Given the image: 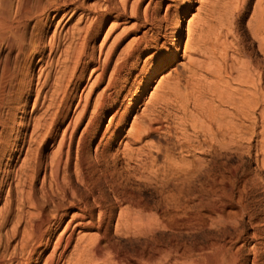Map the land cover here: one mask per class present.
Here are the masks:
<instances>
[{"label": "rangeland", "instance_id": "obj_1", "mask_svg": "<svg viewBox=\"0 0 264 264\" xmlns=\"http://www.w3.org/2000/svg\"><path fill=\"white\" fill-rule=\"evenodd\" d=\"M193 1L192 7L186 8L187 11L184 13L178 51L174 52L172 51L174 23L177 13L185 9L188 0H109L111 6L124 8V11L119 12L120 19L114 17L116 12L107 15L103 11L102 8L106 4L104 0H84L86 8L91 10L95 5L97 10L93 8L92 11L102 14L99 34L94 40L88 42V47L94 54V62L101 64L105 52L111 47L114 48L102 79L103 82L91 91L89 112L95 96L104 90L115 61L125 62L120 72L115 75L116 86L111 90V97L116 104L108 100L100 110L97 124L91 131V137L86 138L83 143L84 157L81 159L77 157L76 152L77 136L81 128L79 129L69 149V163L60 174V178L66 177L70 182V189H67L68 195L72 189L71 192L75 191L76 195L85 198L89 210H92L89 219L92 220L91 227L75 225L79 219L71 220L74 235L66 252L67 258L70 257L69 254L76 239H87L103 234L102 243H108L110 246L114 244L113 249L117 248L119 253L130 259L139 255H152L156 262L163 260L164 264H168L169 261L173 264V261L178 259L187 247L203 244V246H210L218 242L230 245L235 250L239 248L242 261L240 260L238 264H250L253 244L256 243L253 234L260 232L264 235V114L262 124L258 117L260 109H263L264 113L262 108L264 102L261 100V106L252 107V100H264V44L262 47L260 43H264V34L259 37L255 32L259 20L258 11L262 8L264 0H246L244 5L240 3V6L238 0ZM134 3L136 11L132 14L130 6ZM91 16H94V13L77 10L76 13L68 16V21L58 22L59 15L52 21L48 37L55 27L59 31L69 30L78 24L81 27L89 22ZM134 39L140 40L139 49L125 56L128 46L135 47V44H132ZM198 42L200 47L197 46ZM6 52L4 51L2 56L6 55ZM171 55L176 56L175 60L159 72L146 89V93L141 95L129 113L130 104L136 98L148 74ZM13 56L14 54L11 55L10 60ZM22 61L23 59H21V65L25 64ZM245 61L249 62V70L241 67L240 63ZM80 72L81 68L78 67L75 78L67 75L64 80V83L67 81L70 83L67 92L72 90L75 92V97L69 105V116L73 115L80 96L83 98L95 76L92 67H89L79 80L77 76ZM24 73L25 68L22 66L20 74ZM38 74V66H36L33 72L34 78ZM17 82L14 84L16 85ZM32 82L33 95L31 94L28 101L25 98L19 100V92L16 90L8 93L9 99L14 102L9 106L12 114L8 116L9 119H6L0 141V210H2V216L8 214L10 223L1 231L2 233L15 223L21 201L18 188L20 184L18 179H15L14 172L18 169L21 172L26 145L22 150L23 138H15V135L27 128L28 133L24 138L27 142L32 126L28 121L29 118L38 119L43 115V108L38 107L37 111L32 110L35 92L38 90V87L35 89L37 81ZM228 96L234 97L237 108L250 102L247 117L239 116L240 114L233 117L236 129L234 128L235 147L231 171L224 163V158L207 161L206 166L202 167L204 171L201 169L200 173H196L194 177L196 180L192 179L191 185L190 183L184 185L179 174H172V171L180 172L182 168H185L186 163L196 159L209 160L210 157L196 150L191 153H186L183 149L181 151L178 144L183 140L181 137L178 140L177 136L183 133L188 135L189 139H193V123L202 120L201 114L209 109L217 107L216 110L223 114L229 112L230 107L222 101V99L225 101ZM194 103L199 106L196 107ZM6 110V107L1 110L4 117ZM112 115L114 118L109 121ZM155 116L161 118L167 116L172 125L182 122L184 126L181 125L179 129H176L178 133H172L170 137L153 131L142 141L136 140L129 130L130 124L132 122L140 124L148 117ZM182 117L185 118L181 121ZM122 125L124 128L123 131H119L120 136L114 137L116 130ZM54 132V145L52 147L49 145L45 150L40 148L46 162L54 158L52 156L61 139L62 128ZM70 132L71 128L66 132V142ZM99 141L102 153L99 152L96 157L93 149ZM38 147L33 144L32 152L34 153ZM11 154L12 160L9 161L8 157ZM165 155L168 160H165ZM63 157L65 158V154ZM83 171L90 179L86 186L79 181ZM220 172L222 175H219ZM42 175L43 170L35 175L34 182V197L39 203H43L40 192L38 194ZM46 176H49L48 168ZM46 180L44 183H47L46 190L50 194L49 177ZM53 199L55 203L61 202L63 206H68V201L73 200L69 197L61 201L58 196ZM75 202L81 205L77 200ZM97 203L101 207H97ZM187 204H193V206L190 207ZM196 204H198L197 210L194 207ZM129 205L131 206L128 207ZM124 207L139 210L140 215L144 217L143 221L147 223L142 222L135 228H128L124 222L117 226V221L122 215L120 212L124 211ZM24 210L30 214L35 213V210L29 206H25ZM50 210V206L44 207L45 213ZM100 210L105 212L104 217L100 216L101 219L98 213ZM196 211L203 214L202 220L184 225L186 216L195 214ZM76 212H78L76 208L67 210L66 216L62 218L63 221L53 231L54 235L45 254L50 252L53 241L65 223L71 219L72 214ZM148 220L151 223H148ZM98 223L101 224L98 225ZM235 237L238 239L235 240ZM259 242L257 264H264V240L261 239ZM171 257L172 260L169 259Z\"/></svg>", "mask_w": 264, "mask_h": 264}, {"label": "bare ground", "instance_id": "obj_2", "mask_svg": "<svg viewBox=\"0 0 264 264\" xmlns=\"http://www.w3.org/2000/svg\"><path fill=\"white\" fill-rule=\"evenodd\" d=\"M104 1L106 2V4L102 8L103 11H105L107 15L116 12L114 17L116 19H120L121 14L119 12L124 11V8H115L111 6L109 0ZM238 1L239 6L240 3L244 5V3L246 2V0ZM193 2V0H188L185 9L177 13L174 23L175 27L172 42V51L174 52L178 51L184 13L188 8L192 7ZM135 3L130 6L132 14H135L136 11ZM263 5L262 8L258 11L259 20L255 28V32L259 37L264 34ZM93 8H95V5L94 7H92V9ZM92 9L89 10L85 7L84 0H0V141L2 140V134L5 129L6 119L10 114H12L11 108L9 106L14 101L12 102L9 99L8 93L16 90L19 92V100L25 98V100L28 101L30 100L32 94V81L35 80L37 81L35 89H37L38 87V90L37 92H35V99L32 104V110L37 111L38 107L43 108V115L40 118H29L28 120L29 123L31 122L32 126L27 142H25L24 140L28 133L27 128L15 135V138H23L21 142L22 150L24 149V145H26L24 156L25 159L23 162V167L21 166V172L18 171L19 169L16 170L17 172H20L19 174L17 172H14V177L15 179H18V184H20V187L18 188L20 189L21 193V201L18 205L19 213L16 216L15 223L13 224L11 221V224H13L11 228H7L8 230L3 231V233L1 231L10 223V219L8 220V214L2 216V210H0V264H40L42 262V259V264H164L165 262H162L163 260L161 262H156L155 258L152 255H139L134 259H130L124 254L119 253V250H116L117 248L113 249L112 246L114 244L110 246L108 243H102L103 234H97L87 239H76L71 253L69 254L70 257H66V252L68 251L73 241L74 235V227H71V220L79 219V222L75 225L87 228L91 227L92 220L90 221L89 219L92 215V210H89L85 198L76 195L75 191L71 192L72 189L70 190V195H68L67 189L69 188L70 182L66 177L60 178V174L62 172V169L64 172V167L67 163H69V149L71 148L70 146L72 145L74 137L78 133L79 129L81 128L76 141V152L78 156H75L81 159V157H84L83 143L85 142L86 138L91 137V131L97 124V118L100 110H102V107L108 100L109 102L111 100V102L116 104V101L111 97V90H113L116 86L115 75L120 72L125 62H123L122 60L115 61L109 75V80L108 82H106L107 84L103 88L104 90L102 89L103 91L99 92L95 96L89 112L91 104L90 100L92 99L91 91L94 90L93 88L99 83L103 82V76L109 66L110 59L114 52V48L112 49L111 47L110 49H108V51L105 52V56L101 64H96L94 62V54L90 51L88 42L90 40H94L99 34L102 14H98L96 11H92ZM95 9L97 10V7ZM77 10H81L85 13L88 12L89 14L94 13V16H91V18L89 17V22H86L83 26L81 25V27L78 26V24L77 26L71 27L69 28V30L65 31H59L55 27L51 35L48 37L49 28L52 25V21L56 19L57 16L60 15V19L58 20V22L63 20L68 21V16L70 14L76 13ZM86 15L87 14H85V16ZM31 23L33 24L31 25ZM136 39L132 41V44H135V47L132 48L130 47L131 45L128 46L129 49L127 50V52L125 51V56H129L133 51H137L139 49V44L141 42L140 40ZM260 43L263 47L264 43ZM197 46H201L199 45V42L197 43ZM4 51H7L6 55L2 56V53ZM12 54H14V56L13 59L10 60ZM126 58L127 57H125V59ZM175 58L176 56L171 55L151 70V72L147 76L146 81L143 83L138 94L136 95V98L131 102L129 113L132 111L135 103L138 102L141 95L146 93V89L149 87L154 78L159 74V72L170 65L175 60ZM21 59H23L25 64L21 65ZM240 64L242 69L249 70V62L245 61L241 62ZM22 66L23 68H25V73L21 75L20 71L22 69ZM36 66H38L39 74L36 78H34L33 72ZM78 67L81 68V72L79 76H77L79 77V80L82 79L84 71L89 67H92V71H94L95 76L93 81L90 83V87L88 88L89 90L87 89L88 91L85 95H83V98L80 96V100L82 102L79 100V102L75 106V109L73 110V115L69 116V105L72 99H74L75 97V92L74 90H72V92L70 91L69 93L67 92L70 83L68 81L64 83V80L67 75L68 77H74L76 69ZM16 81L18 82L15 85L14 83ZM226 98L225 101L223 99L222 101L226 103L228 107H230L229 112L225 111L226 113L223 114L216 110L217 107L212 110L208 108V111L201 114L200 118L202 120L197 123H193V139H189L188 135L183 133H181L180 136H177L178 140L179 137H181L183 140V142H179L178 144V147L179 149H181V151L183 149L184 151H186V153H191L196 150L210 157L209 160L204 158L202 160L196 159V161L188 162L186 163L185 168H182L180 172L176 170L172 171V174H179L180 178H182L181 181L183 180L182 182H184V185L185 183L189 184L190 181L194 179L196 173H200L202 167L206 166L205 163L207 161H217L224 158V163L231 171V162L233 159L232 154L235 147V124H233V117L238 114H240L239 116L244 115L243 117H247V113L250 110V102L247 105L243 104L242 106L237 108L235 107L237 105V101L234 100V97L232 98L228 96ZM261 100L264 102L263 99L252 100V107L261 106ZM194 105L196 107L199 106H197V104L195 103ZM4 107L7 108L6 113L4 114L5 117L2 115L1 111ZM88 112L89 115L87 116ZM263 114V109H260L258 117H260L259 122L261 124L263 123ZM113 118L114 117L112 115L109 118V121H111ZM184 118L185 117H182L180 120L182 121ZM181 125L184 126L182 122H176L175 126L172 125L167 116H165L164 118L155 116L152 118L148 117V119L140 124H135L134 122H132L130 124L129 130L132 132L133 137L136 140L142 141L145 136L152 133L153 131L163 133L165 137H170L172 133H178L176 132V129H179ZM60 127L62 128V136L60 141L58 142V145L56 146L57 150L56 152H54V156H52L54 158H51L49 162H46L45 158L43 159L41 155L40 148L45 150L48 149L49 145L51 147L54 145V131L58 130ZM70 128L71 132L68 135V140L66 142L65 135ZM123 128L124 125L118 128V130H116L114 134V137L120 136L121 132L119 131H123ZM33 144L39 146L36 151H34V153L31 149ZM65 147L66 149L64 150ZM21 149H19V151ZM93 151L95 156L100 152V141L95 144ZM64 154L65 158L63 157ZM98 157L100 156L98 155ZM101 158H99V160ZM164 158L165 160H168V157L166 155L164 156ZM8 160H12V154L9 155ZM47 168L49 169V176H46ZM41 170H43V175L40 179V184L38 183L40 185L38 194L40 192L43 198V203H39L34 197L35 175ZM202 170L204 171V168ZM220 173L219 175H222V173ZM80 175L81 176L79 177V181L85 186L88 185L90 179L86 172L83 171ZM200 175L203 176V174ZM47 177H49L50 180L48 181V187L49 189H51L50 194L48 193L49 191L47 192L46 190L47 183H44L45 181H47ZM212 177L214 176L212 175ZM60 179H62L63 181H61ZM15 185H17V183ZM189 185H191V183ZM183 189L182 191L180 190L182 192V195L184 193ZM55 196H58L61 201L67 200L69 197L73 198V200L68 201V206H63L61 202L55 203L53 199V197ZM178 196L175 197L178 198ZM186 196H188V194ZM74 199L80 202L81 205L79 203L77 204ZM47 205L51 207V210L50 212L48 211V213H45L44 207ZM197 205L198 204L194 206L195 209ZM25 206H29L34 209L35 213L30 214L26 212L24 210ZM130 206L131 205H129L128 207ZM188 206L191 207L193 206V204ZM97 207H101V205L97 203ZM126 207H124V211L120 212L122 213V215L117 221V226L119 224L121 225V223L124 222L128 225V228H135L142 222L143 224L147 223L143 221L144 217L140 215L139 210H137L139 211L137 212L136 210H134V208L132 209V207L127 209ZM72 208H76L78 212L72 214L71 219L65 223L62 230L53 241L50 252L45 254L50 246L51 238L54 235L53 231L56 230L61 224V222L63 221L62 218H64L67 214V210ZM98 213L99 217L105 216V212H103V210H100V212ZM192 214H189L190 216H186L184 225L185 223L189 224L192 221L200 222L202 220L203 214H201L199 211H196V213L193 215ZM101 217L99 219H101ZM53 220L54 223H52ZM148 223L151 222L148 220ZM100 224L101 223H98V225ZM262 235L263 234L260 232H254L253 234V238L256 243L253 244L250 264H257L259 256L258 244H260V242L258 243V241L261 239L264 240V235ZM16 238H18L17 241ZM236 239L238 238L235 237V240ZM12 243L14 244L12 245ZM203 245L187 247L184 250V253L182 252L181 256L178 259H173V264H238L241 260V257L239 255V248H237L236 250L235 248H233L235 250L233 251L230 245L220 244L218 242L212 243L210 246ZM169 259L172 260V257ZM164 260H166V258Z\"/></svg>", "mask_w": 264, "mask_h": 264}]
</instances>
